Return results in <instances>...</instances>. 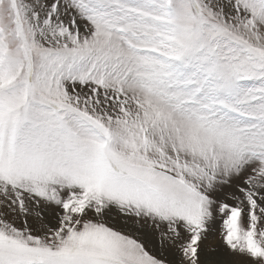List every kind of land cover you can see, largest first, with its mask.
<instances>
[{"label": "snow or ice", "instance_id": "1", "mask_svg": "<svg viewBox=\"0 0 264 264\" xmlns=\"http://www.w3.org/2000/svg\"><path fill=\"white\" fill-rule=\"evenodd\" d=\"M0 264H264V0H0Z\"/></svg>", "mask_w": 264, "mask_h": 264}]
</instances>
